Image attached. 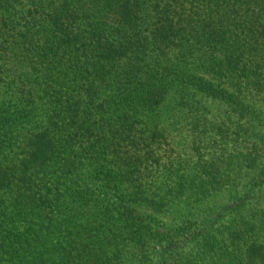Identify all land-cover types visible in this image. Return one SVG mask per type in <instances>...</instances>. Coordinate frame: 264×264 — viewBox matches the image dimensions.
I'll return each instance as SVG.
<instances>
[{"label": "trees", "instance_id": "1", "mask_svg": "<svg viewBox=\"0 0 264 264\" xmlns=\"http://www.w3.org/2000/svg\"><path fill=\"white\" fill-rule=\"evenodd\" d=\"M0 264H264V0H0Z\"/></svg>", "mask_w": 264, "mask_h": 264}]
</instances>
